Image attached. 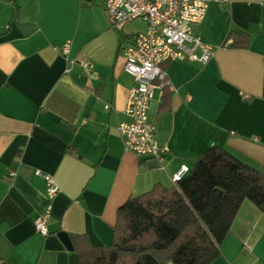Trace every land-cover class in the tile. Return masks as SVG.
<instances>
[{
  "label": "crops",
  "instance_id": "crops-1",
  "mask_svg": "<svg viewBox=\"0 0 264 264\" xmlns=\"http://www.w3.org/2000/svg\"><path fill=\"white\" fill-rule=\"evenodd\" d=\"M138 20L145 30H129ZM146 30L140 18L115 28L106 0H0L1 264H80V247L112 243L120 206L174 185L209 148L264 173V0L212 1L192 32L213 57L163 63L168 85L150 107L165 148L157 163L127 150L119 129L136 84L123 50ZM41 173L55 178V196ZM48 207L43 236L35 219ZM210 264H264V213L252 201Z\"/></svg>",
  "mask_w": 264,
  "mask_h": 264
},
{
  "label": "trees",
  "instance_id": "trees-1",
  "mask_svg": "<svg viewBox=\"0 0 264 264\" xmlns=\"http://www.w3.org/2000/svg\"><path fill=\"white\" fill-rule=\"evenodd\" d=\"M174 182L129 198L117 211L112 243L80 247V264H210L243 201L264 213V173L222 147L201 152Z\"/></svg>",
  "mask_w": 264,
  "mask_h": 264
},
{
  "label": "built area",
  "instance_id": "built-area-1",
  "mask_svg": "<svg viewBox=\"0 0 264 264\" xmlns=\"http://www.w3.org/2000/svg\"><path fill=\"white\" fill-rule=\"evenodd\" d=\"M212 1L221 0H106V10L112 25L123 30L127 23L143 19L147 30L134 35L133 42L125 46L123 55L125 70L134 76L136 84L130 89L125 112L129 121L119 124L125 148L141 159L161 162L165 148L156 137V127L150 121V107L155 87H165L168 79L163 63L171 60H198L207 62L214 49L192 32L193 25L203 20ZM67 55L69 43L58 48ZM85 70L92 63L81 61ZM106 104V108H109ZM187 172L181 167L173 175L177 181ZM47 183V195L53 197L59 191L55 178L41 173ZM51 209L48 207L35 219L37 231L49 233ZM1 264V261H0Z\"/></svg>",
  "mask_w": 264,
  "mask_h": 264
},
{
  "label": "rangeland",
  "instance_id": "rangeland-1",
  "mask_svg": "<svg viewBox=\"0 0 264 264\" xmlns=\"http://www.w3.org/2000/svg\"><path fill=\"white\" fill-rule=\"evenodd\" d=\"M146 28V24L141 20L135 21V24L130 26L128 29L133 31H144Z\"/></svg>",
  "mask_w": 264,
  "mask_h": 264
},
{
  "label": "water",
  "instance_id": "water-1",
  "mask_svg": "<svg viewBox=\"0 0 264 264\" xmlns=\"http://www.w3.org/2000/svg\"><path fill=\"white\" fill-rule=\"evenodd\" d=\"M154 161V160H153ZM154 163H157L156 161H154ZM59 236L68 244V246L70 245V241H69V238L67 236L66 233L64 232H60L59 233ZM168 264H174L173 262H169Z\"/></svg>",
  "mask_w": 264,
  "mask_h": 264
}]
</instances>
